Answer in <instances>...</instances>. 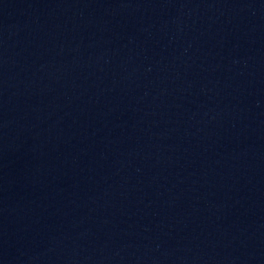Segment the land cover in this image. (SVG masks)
<instances>
[{"label":"water","instance_id":"95a60500","mask_svg":"<svg viewBox=\"0 0 264 264\" xmlns=\"http://www.w3.org/2000/svg\"><path fill=\"white\" fill-rule=\"evenodd\" d=\"M12 1L13 0H0V19L2 18Z\"/></svg>","mask_w":264,"mask_h":264}]
</instances>
